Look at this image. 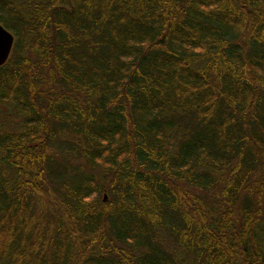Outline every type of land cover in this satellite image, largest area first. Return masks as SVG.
Segmentation results:
<instances>
[{
  "label": "trees",
  "instance_id": "16d2710c",
  "mask_svg": "<svg viewBox=\"0 0 264 264\" xmlns=\"http://www.w3.org/2000/svg\"><path fill=\"white\" fill-rule=\"evenodd\" d=\"M0 23V264H264V0Z\"/></svg>",
  "mask_w": 264,
  "mask_h": 264
},
{
  "label": "water",
  "instance_id": "95a60500",
  "mask_svg": "<svg viewBox=\"0 0 264 264\" xmlns=\"http://www.w3.org/2000/svg\"><path fill=\"white\" fill-rule=\"evenodd\" d=\"M13 35L0 23V65H2L11 52Z\"/></svg>",
  "mask_w": 264,
  "mask_h": 264
}]
</instances>
